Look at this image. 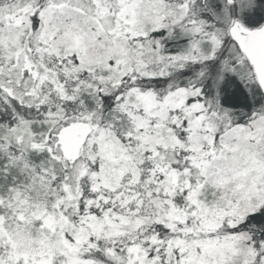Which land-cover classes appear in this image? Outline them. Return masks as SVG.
<instances>
[{
	"label": "snow or ice",
	"instance_id": "6c2138e0",
	"mask_svg": "<svg viewBox=\"0 0 264 264\" xmlns=\"http://www.w3.org/2000/svg\"><path fill=\"white\" fill-rule=\"evenodd\" d=\"M0 264H264V0H0Z\"/></svg>",
	"mask_w": 264,
	"mask_h": 264
}]
</instances>
